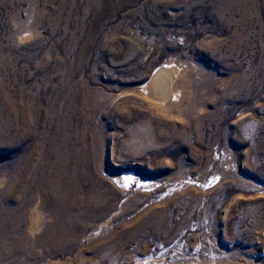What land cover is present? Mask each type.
Masks as SVG:
<instances>
[{
	"label": "rangeland",
	"instance_id": "374dc122",
	"mask_svg": "<svg viewBox=\"0 0 264 264\" xmlns=\"http://www.w3.org/2000/svg\"><path fill=\"white\" fill-rule=\"evenodd\" d=\"M0 36V264H264V0H0Z\"/></svg>",
	"mask_w": 264,
	"mask_h": 264
},
{
	"label": "bare ground",
	"instance_id": "6f19581e",
	"mask_svg": "<svg viewBox=\"0 0 264 264\" xmlns=\"http://www.w3.org/2000/svg\"><path fill=\"white\" fill-rule=\"evenodd\" d=\"M228 0H224V2H227ZM223 5V4H222ZM228 6H229V3H228ZM90 7V6H89ZM55 18V17H54ZM5 23V22H4ZM75 24V23H74ZM89 25V24H88ZM80 26V25H79ZM3 28V27H2ZM52 31H53V29H52ZM2 33V32H1ZM67 33V32H66ZM8 35V34H7ZM6 35V36H7ZM1 37V36H0ZM1 41V40H0ZM8 41V40H7ZM6 44V43H5ZM2 46V45H1ZM5 48V47H4ZM2 50V49H1ZM5 52V51H4ZM2 53H3V51H2ZM8 53V52H7ZM1 54V53H0ZM5 56V55H4ZM2 61V60H1ZM0 61V62H1ZM7 65V64H6ZM180 66V65H179ZM7 67V66H6ZM5 67V68H6ZM11 68V67H10ZM17 68V67H16ZM181 69V68H180ZM12 70V69H11ZM173 68L172 69H168L167 71L169 72H173ZM1 71V70H0ZM5 71V70H4ZM8 71V70H7ZM182 71V70H181ZM2 73H4V72H2ZM5 74V73H4ZM7 75H8V72H7ZM160 77V76H159ZM156 77V79H155V83H154V85H152L151 86V90H154L155 91V93H157L158 95L159 94H163V78L162 77ZM59 82V81H58ZM2 85V84H1ZM1 91V90H0ZM1 102H2V100H0ZM6 107V106H5ZM1 110V109H0ZM7 110V109H6ZM5 111V110H4ZM13 112V111H12ZM14 113V112H13ZM0 114H2L1 112H0ZM15 114V113H14ZM6 118H7V116H6ZM5 118V119H6ZM10 119V118H9ZM3 120V119H2ZM1 120V118H0V134L2 135L4 132H6L7 131V129H9L8 128V123L7 122H3ZM7 120V119H6ZM21 122V121H20ZM15 123V122H14ZM17 125V124H16ZM26 126V125H25ZM10 127V126H9ZM28 127V126H27ZM13 128V127H12ZM18 129V128H17ZM22 129V128H21ZM28 129H30V128H28ZM10 130V129H9ZM14 131V130H13ZM27 131V130H26ZM17 132V131H16ZM15 132V133H16ZM20 132H22V131H20ZM10 133V132H9ZM12 134H13V132H12ZM22 134V133H21ZM15 136V135H14ZM19 136V135H18ZM22 136V135H21ZM21 136H19V137H21ZM11 138V137H10ZM15 139H16V137H15ZM0 140H2V139H0ZM7 140V139H6ZM14 142V141H13ZM11 143V142H10ZM36 150V149H35ZM33 153V152H32Z\"/></svg>",
	"mask_w": 264,
	"mask_h": 264
}]
</instances>
